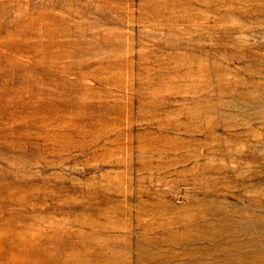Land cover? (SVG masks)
<instances>
[{
  "label": "rangeland",
  "instance_id": "rangeland-1",
  "mask_svg": "<svg viewBox=\"0 0 264 264\" xmlns=\"http://www.w3.org/2000/svg\"><path fill=\"white\" fill-rule=\"evenodd\" d=\"M0 264H264V0H0Z\"/></svg>",
  "mask_w": 264,
  "mask_h": 264
}]
</instances>
